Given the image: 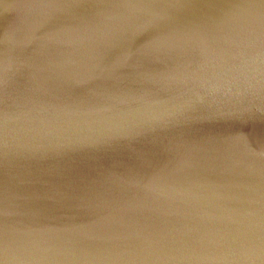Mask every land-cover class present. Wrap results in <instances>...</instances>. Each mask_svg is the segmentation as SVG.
I'll use <instances>...</instances> for the list:
<instances>
[{
    "label": "water",
    "instance_id": "95a60500",
    "mask_svg": "<svg viewBox=\"0 0 264 264\" xmlns=\"http://www.w3.org/2000/svg\"><path fill=\"white\" fill-rule=\"evenodd\" d=\"M0 264H264V0H0Z\"/></svg>",
    "mask_w": 264,
    "mask_h": 264
}]
</instances>
